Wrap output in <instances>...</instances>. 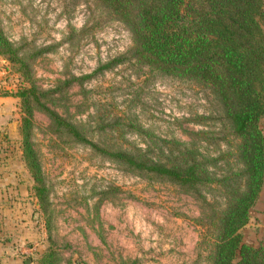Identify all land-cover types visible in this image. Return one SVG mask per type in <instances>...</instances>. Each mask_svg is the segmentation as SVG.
Returning <instances> with one entry per match:
<instances>
[{
  "label": "rangeland",
  "instance_id": "rangeland-1",
  "mask_svg": "<svg viewBox=\"0 0 264 264\" xmlns=\"http://www.w3.org/2000/svg\"><path fill=\"white\" fill-rule=\"evenodd\" d=\"M0 29L34 85L52 91L41 100L54 98L72 122L89 121L93 141L143 147L150 138L177 140L195 150L210 176L190 189L127 170L54 132L33 107L30 141L47 188L44 212L20 157L15 92L27 83L0 55V187L7 186L0 189V264H37L48 246L55 264H211L208 218L226 206L232 186L243 189V164L240 139L210 86L137 61L127 25L97 0H0ZM98 115L117 117L104 120L115 126L131 117L149 132L123 125L97 134ZM258 126L264 135V117ZM241 234L249 244L264 242V190Z\"/></svg>",
  "mask_w": 264,
  "mask_h": 264
},
{
  "label": "trees",
  "instance_id": "trees-1",
  "mask_svg": "<svg viewBox=\"0 0 264 264\" xmlns=\"http://www.w3.org/2000/svg\"><path fill=\"white\" fill-rule=\"evenodd\" d=\"M97 1L127 25L137 61L166 74L201 81L218 97L233 133L240 139L237 156L243 164V189L232 186L226 206L208 218L209 226H215L211 264H264V242L249 244L242 240L241 234L249 210L264 190V135L258 126L264 117V0ZM0 55L15 65L20 78L27 83L15 92L21 113L20 157L44 212L49 204L47 188L30 141L33 107L44 112L54 132L86 145L127 170L190 189L210 179L202 158L177 140L150 138L143 147L126 139L93 141L88 137L89 121L72 122L66 113L61 114L54 108V98L49 104L41 100L52 91L41 92L34 85L27 62L1 29ZM108 65L104 63L97 69ZM116 118L98 115L96 120L100 125L93 130L103 134L108 127L122 132L120 129L126 125V131L137 135L149 132L131 117L116 126L104 121L115 122ZM56 257V250L48 246L38 256L37 264H55Z\"/></svg>",
  "mask_w": 264,
  "mask_h": 264
},
{
  "label": "crops",
  "instance_id": "crops-1",
  "mask_svg": "<svg viewBox=\"0 0 264 264\" xmlns=\"http://www.w3.org/2000/svg\"><path fill=\"white\" fill-rule=\"evenodd\" d=\"M2 99V97H0V100ZM1 185V184H0ZM5 185H7V184H5ZM7 188V186H4V187H0V189H2V190H4V189H6Z\"/></svg>",
  "mask_w": 264,
  "mask_h": 264
}]
</instances>
